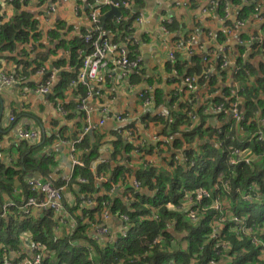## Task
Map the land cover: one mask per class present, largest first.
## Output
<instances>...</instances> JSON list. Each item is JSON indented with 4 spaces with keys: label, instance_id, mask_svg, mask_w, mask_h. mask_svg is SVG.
I'll return each instance as SVG.
<instances>
[{
    "label": "trees",
    "instance_id": "obj_1",
    "mask_svg": "<svg viewBox=\"0 0 264 264\" xmlns=\"http://www.w3.org/2000/svg\"><path fill=\"white\" fill-rule=\"evenodd\" d=\"M21 1L11 2L17 10L16 14L8 18L0 16V54L17 52L19 57L24 58L16 60L18 65L24 63L25 66H32L35 60L30 59L31 50H28L27 46L31 43L34 46L35 43H41L43 33L37 14L28 9L27 1L24 5ZM216 2L220 15H225L227 2L231 9H239L236 11L237 20L242 23L258 20L261 14L264 15L262 0ZM1 8L0 5V10ZM108 11V6L101 8L104 15ZM121 14V21H117L116 17L107 18L105 22L102 20L103 31H110L114 40L119 43L128 42L135 20L125 19L128 16L126 10H122ZM172 23L166 25L171 31L185 27L183 23ZM254 27L253 36L262 35L261 41L255 43L249 53L246 46H239L233 67L221 69L218 66L216 71L209 74L206 73L208 61H204L206 56L191 51L192 56L187 58L182 50L179 53L177 51L176 59L165 65L167 72L178 70L180 76L185 75V78L196 77V83L198 82L199 86L205 84V89L213 96L212 103L196 105L198 102L194 100L193 87L182 86L180 78L172 80L176 87L168 92L169 97L165 96L162 87L156 88L155 103L157 106L165 105L166 114L158 116L144 113L130 124L126 121L123 123L126 125L120 128L121 132L118 131L112 141L115 148L113 161L117 160V156L124 155L130 161L136 156L140 158L142 165L138 169L125 168L120 161L99 165L96 167L98 174L106 173L112 177L104 183L96 181L91 165L97 157L94 143L100 132L95 129L92 135L86 136L79 145L85 166L76 167L72 179V183L78 185L82 193L93 199V205L81 209V217H84L78 219L81 226L72 235L56 238L54 220L51 218L52 210L45 211L42 217L33 218L24 216L19 208L20 204L14 203L0 218V256L9 258L8 251L19 248L21 234L29 232L33 235V241L43 244L49 252L47 261L50 258L57 263L264 264V244L255 243V235L251 233H239V223L233 220V217L245 219L247 222L244 223L253 227V232L264 237V152H261L264 151V143L258 141L259 132H264V23L258 20ZM64 28L66 22L59 19L55 28L49 32V37L52 41L57 40V47L69 51L73 69L62 74L63 78L55 85V93L63 99L66 87L70 85L77 89L78 93L81 91V96H85L86 87L70 83L76 82L75 78L79 76L84 57L92 51L93 46L85 39L87 30L83 31L84 38L81 35L68 39L67 35H62ZM205 31L209 34V30ZM217 35L219 41L226 38L223 31ZM79 50H84L85 55L81 57ZM257 55L263 58L259 60L258 68L250 62V59H255ZM8 56L7 54L6 57ZM129 56L134 57L130 52ZM189 65L191 68L188 69ZM5 74L11 75L9 72ZM201 74L207 79H200ZM231 77L237 84L236 90L234 86L227 84ZM150 82L153 81L150 79ZM189 87L191 102L189 99H182L183 96L186 97L185 89ZM238 102V110L244 115V120L240 123L242 131L235 119H225V111L233 108L234 103ZM221 105L225 111L216 112L215 107ZM208 106L213 109L207 110ZM193 116L196 120H192ZM213 116L218 117L215 124L211 122ZM151 123L157 126V141L145 138L143 147L124 141L123 134L127 131L134 133L135 141L141 139L142 128H148ZM216 123H221V126ZM91 136L94 138L93 142ZM164 138H168L169 142L164 143ZM30 144L26 140L21 141L18 146L13 145L20 152L18 162L0 163V202L3 201L1 194L4 197L11 196L16 179L22 182L23 191L27 196L34 194L27 183L25 169L37 172L35 175L46 180L56 165L52 156L38 157L32 153L34 146ZM90 148L93 149L92 153L88 152ZM235 148L253 155L258 152L263 155L253 163L242 162L232 166L229 159L231 151ZM136 149H139V154ZM181 152L187 160L176 159V155ZM249 153L243 156H251ZM155 154L162 158L158 164V161L153 163L148 160V157L152 160ZM130 174H135L134 178L141 183L140 189L127 187L113 198V185L124 187L127 175ZM79 177L86 178L87 181L79 183ZM203 188L210 196H195L192 201L189 200L193 192ZM243 193L262 198L245 200ZM214 201L220 202L221 209L213 206ZM105 209L109 210L115 220L121 221V228L115 238L103 243L101 237L94 232L103 222ZM193 210L197 214L195 219L189 216ZM123 215H126L128 220H124ZM156 237H159L160 242L155 244Z\"/></svg>",
    "mask_w": 264,
    "mask_h": 264
},
{
    "label": "crops",
    "instance_id": "obj_2",
    "mask_svg": "<svg viewBox=\"0 0 264 264\" xmlns=\"http://www.w3.org/2000/svg\"><path fill=\"white\" fill-rule=\"evenodd\" d=\"M25 1L28 2V9L36 13L40 19L43 39L41 43H35V46L32 45L33 43L27 46L28 50H31L30 59L35 60L32 66H25L24 63L18 65L16 60L24 58L19 57L17 52L7 53L8 57L5 53L0 54V62L2 63L0 75L9 72L19 77L17 83L5 85L0 89V132L2 134L0 163L18 162L20 152L13 145L18 146L21 141L26 140L34 146L32 153L36 156L48 155L55 158L56 165H54L46 180L35 175L37 172L32 170L25 169L24 172L27 173L28 185L29 181L38 180L52 183V185L62 189L63 209L58 212L51 211L55 235L58 238L72 235L81 226L78 219H84L83 216L81 217V209L93 205V199L82 193L78 185L72 183L75 168L85 166L79 147L85 137L92 135L95 129L100 130L94 143L97 149V157L91 164L97 182H108L112 178L106 173L98 174L96 171V167L104 163L120 161L125 168L138 169L142 163L140 158L136 156L132 158V161L124 155L123 157L117 156V160L114 159L115 161H113L115 148L112 141L115 140L116 133L121 132L120 128L126 125L122 123L121 119L125 118L127 123L130 124L144 113L164 116L166 107L165 105L157 106L154 92L156 88L162 87L165 96L169 97L168 92L176 87V83L172 81L175 78L181 79L179 82L182 86L189 85L193 87L194 100L198 102L196 105H209L213 100V96L209 95L205 89V84L199 86L196 81L189 84L186 82V76H180L178 70L177 72H167L166 63L175 60L171 53L176 55L182 50L181 52L187 58H190L192 56L188 52L190 44L193 45L192 48H196L195 54L206 56V60H204L205 62L208 61L206 73H213L218 69V66L224 69L225 61L229 63L230 67H233L236 64L234 56L239 52V46L246 44L247 53L251 52L250 41L255 37L253 36L254 26L258 20L254 19L246 23L238 21L236 11L239 9H231L229 2H227L228 8L225 15H220L218 8H216V0H139L138 2L134 0L130 6L120 9L121 13L122 10L128 12L126 20L135 18L133 32L129 35L128 42L125 41L120 44L128 47V51L134 55L133 58L137 56L141 58L139 70L136 69L126 74L119 68L111 70L113 66L107 71L99 68L98 74L105 80L100 82L97 79L89 78L90 80L85 81V83L80 78H75L76 85L80 84L86 87L85 96H81V91L78 93L77 89L68 85L62 99L56 95L55 85L61 80L60 78H63L62 74L70 72L73 67L70 64L69 51L57 47V40L52 41L49 32L55 28V23L61 19L66 22V28L62 32L64 37L67 35L68 39H72L82 35L84 38L83 31L86 32L89 25L92 24L90 17L92 11L95 8L99 9L97 14L100 18L104 14L101 13L99 5L95 2L92 3V0H22L23 5ZM11 2L14 3L15 1L0 0L2 6L0 16L8 18L16 14L17 10ZM261 3L264 4V0ZM138 17H142V22H137ZM120 18L119 21L122 20V17ZM118 19L116 17V20ZM230 20L232 27H230ZM172 22L183 23L185 27L177 30L172 29L171 31L166 26L167 31H165L163 23L167 25ZM99 25L103 30L102 20ZM205 29L209 30V34L206 33ZM220 31L225 32V40L219 41L217 33ZM243 35H249V37L243 38ZM194 41H198L196 42L198 44H194ZM104 42H116L110 31H103L101 34V43ZM201 45L203 47L199 48ZM129 47H132V49H129ZM79 53L82 57L86 52L79 50ZM12 56H15V58ZM259 60H263V58L257 55L255 59L251 58L250 62L258 68ZM190 66L188 69L191 68ZM42 68L45 69L43 74L40 73ZM3 70L8 72H2ZM257 72L259 73V71ZM199 76L200 79H207L204 74ZM49 79L54 81L49 93L38 92L41 85ZM150 79L153 82H150ZM227 84L234 86L235 90L237 89L233 77ZM147 89H149L148 92ZM185 90L187 94L182 99H185V101L189 99L191 102L190 87ZM141 93L145 95L144 101L141 98ZM146 100H151L149 105H144ZM85 103L87 104V110L81 107ZM212 109V106L207 107V110ZM229 117L226 115L225 119L228 121L230 120ZM217 119L218 117L213 116L211 122L215 124ZM101 121L103 122L101 123ZM216 124L221 126V123ZM22 130L35 131L37 136L35 138H21L19 132ZM156 132L157 126L151 123L148 128H142L141 133L144 136L142 135L141 139L135 141L136 136L133 132H131L132 138L123 134V139L125 142L130 141L135 144L138 141L143 142V145L138 146L136 144L138 147H143L146 143L145 138L150 141L156 140ZM91 137L93 142L94 138ZM37 148L39 149L36 150ZM92 151V148L88 150L91 153ZM136 153L139 154L140 152ZM153 156L152 160L148 157L149 162L156 163L158 161L156 163L158 164L162 159L156 154L155 157ZM75 159L82 161L84 165H74ZM127 177L124 187L119 188V186L113 185L111 192L113 198L119 191H123L127 187H133L132 179L135 174L127 175ZM78 181L79 183H85L87 179L79 177ZM33 193V195L27 196L23 191L22 182L16 179L11 196L5 195L4 197L1 194L3 201L0 202V213L5 204L12 203L14 205V203H19L21 206L28 201V198L41 196L38 191L33 190ZM69 208H73V210ZM105 211L109 210L105 209ZM44 214L39 209H34L31 215L23 213L24 216H32L33 218L42 217ZM103 224L108 228L109 233L99 237L105 243L107 240L116 237L121 228V221H117L113 217L107 221L103 218L100 226ZM97 230L94 232L95 234H97ZM92 231H94V228H92ZM33 244H35L33 235L29 232L22 233L19 248L15 251H8L9 258H15L17 255L21 256L22 254L24 257H32L31 247ZM48 253L45 250L46 260L49 257ZM5 258L0 256V260ZM50 261L53 262L49 258Z\"/></svg>",
    "mask_w": 264,
    "mask_h": 264
},
{
    "label": "built area",
    "instance_id": "obj_3",
    "mask_svg": "<svg viewBox=\"0 0 264 264\" xmlns=\"http://www.w3.org/2000/svg\"><path fill=\"white\" fill-rule=\"evenodd\" d=\"M9 1H15V0H9ZM134 0H92V3H97L99 5V8L101 9L102 7L108 6L109 10L111 7H116L119 10L123 7H128L132 4ZM99 9H94L90 15L91 17V21L92 24L89 25V27L87 28V34L85 36V39L87 42H91L93 49L90 53H87L84 57V61H83V66L80 70V72L78 73V78H80L81 81L83 82H88V80L93 79V80H98V81H103L105 80V78L103 79L102 76H100L99 73V68H102V70L106 71L108 69H110V65L113 66V68L111 70L114 69H121L123 72H125L126 74L131 73L132 71L138 69L141 65V58L135 57H130L129 56V52L128 51V47L126 45L120 44L119 42H104L101 43V34L103 33V30H101L100 27V22H101V18L100 16L97 14ZM256 10H258V8H256ZM121 17V16H120ZM118 17L119 19L117 21H119L121 18ZM137 22H142V17H138L137 18ZM163 29L165 31H167L166 28V24L163 23ZM96 37V38H95ZM262 35L260 36H256L254 37L251 41H250V47H252L255 43L260 42ZM104 40L102 39V42ZM194 44H198L194 41ZM125 46V47H124ZM193 45L189 44V48H188V52L191 53V51H194L193 48L191 47ZM243 46H246V44H244ZM201 46H199L200 48ZM195 48V47H194ZM172 57L174 59H176V55H174L173 53ZM192 55V53L190 54ZM229 63L228 62H224V67H228ZM40 73L43 74L45 73V69L42 68L40 69ZM90 78V79H89ZM19 81V77L16 74H11V75H6V74H1L0 75V89L3 88L5 85H12L13 83H17ZM196 81V77H188L186 79V82L188 83H193ZM85 82V83H86ZM76 82H71L70 84L73 85ZM52 84H54V81H52L51 79L45 81L41 87L38 89V92L40 93H49V91L52 88ZM149 89H147L148 92ZM141 98L144 101L145 100V95L144 93H141ZM151 102V100H146L144 102V105H149ZM238 103H234L233 108L229 109L228 111H225L224 106H216L215 107V111L216 112H223L225 111L226 113L231 112L234 116H232L235 120H237L239 123L242 122L244 120V115H242L239 110H238ZM83 109L87 110V104H83L81 106ZM89 110V108H88ZM195 118V117H194ZM122 123H125L127 120H125V118L121 119ZM103 122V121H102ZM243 128H241L240 131H242ZM132 131H127L125 134L129 137L132 138ZM19 135L21 138H26V137H32L35 138L36 132L35 131H27V130H22L19 132ZM157 139V137H155ZM134 139V137H133ZM163 141L165 143L169 142L168 138H164ZM258 141L264 143V132L261 130L258 134ZM136 144L139 145H143V142H136ZM136 152H139V150L137 149ZM245 153H249V152H244L242 149L240 148H235L233 151H231V157L229 159V164L230 165H238L239 163L242 162H246L247 164L249 163H253L255 160H257L260 156H262L263 154H258L255 153V155L249 153L251 156H243V154ZM1 154V153H0ZM176 159H183V160H187V158L185 157L184 153H179L178 155H176ZM152 162V161H150ZM74 165H79V166H83L84 163L82 161H78V160H74ZM132 183H133V187L135 189H140L141 187V183L139 181H137L135 178L132 179ZM227 184V183H226ZM29 186L32 188V190H35L36 192H40L41 196L40 197H30L28 198V201L25 202L23 205L20 206L21 211L25 214V215H31L34 211V209H39L43 212L45 211H61L63 209V194H62V189L58 188L54 185H52V183H46V182H41L38 180H33V181H29ZM195 196H198V198H202L203 196H210V193L206 190V189H199L196 192H193L190 197L189 200H193L195 198ZM245 200H253L254 197L261 199L262 196H258V195H253L250 193H243L242 196ZM13 205L8 204V205H4L1 211V216H4L7 213V210L9 208V206ZM213 206L217 209H221V204L219 201H214ZM104 219L105 221L109 220L112 218L111 213H109V211H105L104 213ZM189 216L192 219H195L197 217L196 212L190 211ZM122 218L124 220H128V217L126 215H123ZM233 220L237 221L239 223V233L240 232H244V233H251V235H255L254 237V242L258 243V244H264V237L261 234H256L255 232H253V227H249L247 226L246 223H244V221H246L245 219H241L239 217H233ZM123 222V221H122ZM247 222V221H246ZM108 228L106 226L102 225L98 228L97 230V235L98 236H103L108 234ZM159 237H156L154 239V243H158L159 242ZM6 252V250H5ZM31 253H32V257H24V255L22 254L21 256L17 255V257L15 258H8L6 257L4 260H0V264H68L67 262H61V263H57V262H49L45 259V248L44 245L41 243H35L32 245L31 247Z\"/></svg>",
    "mask_w": 264,
    "mask_h": 264
},
{
    "label": "water",
    "instance_id": "obj_4",
    "mask_svg": "<svg viewBox=\"0 0 264 264\" xmlns=\"http://www.w3.org/2000/svg\"><path fill=\"white\" fill-rule=\"evenodd\" d=\"M120 16H121V11L116 7H111L110 10L102 17V20L105 22L107 18L120 17ZM104 225L105 224H103L102 227Z\"/></svg>",
    "mask_w": 264,
    "mask_h": 264
},
{
    "label": "rangeland",
    "instance_id": "obj_5",
    "mask_svg": "<svg viewBox=\"0 0 264 264\" xmlns=\"http://www.w3.org/2000/svg\"><path fill=\"white\" fill-rule=\"evenodd\" d=\"M258 20H259L260 23H264V15L261 14V15L259 16ZM188 42H189V41H188ZM196 42H198V41H196ZM202 47H203V46L201 45L200 48H202ZM195 49H196V48H194L193 50L195 51ZM177 89H178V87H177ZM229 115H230V117H229ZM227 116H228L230 119H232V118H233L232 116H234V115H233L231 112H228V113H227ZM194 119L196 120V117L194 118V116H193L192 120H194ZM233 119H234V118H233ZM235 121H236V123H237V124L239 125V127H240V123H241V122L239 123L237 120H235ZM101 123H102V121H101ZM241 128H242V127H240V130H241ZM155 141H157V140H155ZM165 142H166V141H165ZM165 142H164V143H165ZM164 143H163V144H164ZM261 152H264V151H261ZM258 153H259V152H258ZM184 207H185V206H184ZM256 226H258V225H256ZM159 242H160V240H159Z\"/></svg>",
    "mask_w": 264,
    "mask_h": 264
}]
</instances>
